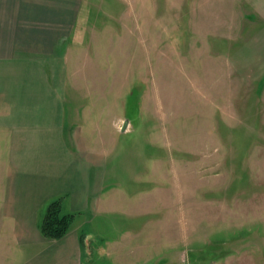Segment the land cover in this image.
I'll list each match as a JSON object with an SVG mask.
<instances>
[{"label": "rangeland", "instance_id": "1", "mask_svg": "<svg viewBox=\"0 0 264 264\" xmlns=\"http://www.w3.org/2000/svg\"><path fill=\"white\" fill-rule=\"evenodd\" d=\"M79 3L66 81L109 124L80 141L104 156L73 260L264 264V43L246 29L217 52L195 0ZM14 227L0 220V263L28 262Z\"/></svg>", "mask_w": 264, "mask_h": 264}, {"label": "crops", "instance_id": "2", "mask_svg": "<svg viewBox=\"0 0 264 264\" xmlns=\"http://www.w3.org/2000/svg\"><path fill=\"white\" fill-rule=\"evenodd\" d=\"M195 1L190 11L214 15L213 24L199 21V34L216 38L217 52L219 41L231 44L246 32L251 43H264V0ZM245 10L257 15L256 23ZM79 13V0H0V220L24 221L25 233L17 227L14 233L16 241L27 237L28 261L0 264H80L73 260L78 251L73 229L55 241L39 232L53 200L62 199L65 214L86 213L95 167L104 156L94 143L80 141H92L96 130L104 133L108 119L94 116L95 101H80L75 84L69 88L66 81L64 59ZM2 231L10 237V228Z\"/></svg>", "mask_w": 264, "mask_h": 264}, {"label": "trees", "instance_id": "3", "mask_svg": "<svg viewBox=\"0 0 264 264\" xmlns=\"http://www.w3.org/2000/svg\"><path fill=\"white\" fill-rule=\"evenodd\" d=\"M62 199L51 201L45 209L42 221L39 224L40 234L49 240H60L70 230L75 215L65 214L62 211Z\"/></svg>", "mask_w": 264, "mask_h": 264}, {"label": "water", "instance_id": "4", "mask_svg": "<svg viewBox=\"0 0 264 264\" xmlns=\"http://www.w3.org/2000/svg\"><path fill=\"white\" fill-rule=\"evenodd\" d=\"M128 123L127 122H124L123 126H122V130L124 131L127 127Z\"/></svg>", "mask_w": 264, "mask_h": 264}]
</instances>
